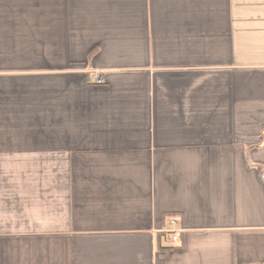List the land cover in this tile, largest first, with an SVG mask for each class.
Returning a JSON list of instances; mask_svg holds the SVG:
<instances>
[{
  "label": "crops",
  "instance_id": "1",
  "mask_svg": "<svg viewBox=\"0 0 264 264\" xmlns=\"http://www.w3.org/2000/svg\"><path fill=\"white\" fill-rule=\"evenodd\" d=\"M0 264H264V0H0Z\"/></svg>",
  "mask_w": 264,
  "mask_h": 264
},
{
  "label": "built area",
  "instance_id": "2",
  "mask_svg": "<svg viewBox=\"0 0 264 264\" xmlns=\"http://www.w3.org/2000/svg\"><path fill=\"white\" fill-rule=\"evenodd\" d=\"M104 79V72L103 71H96V73L93 76V80L96 83L102 82ZM170 225H171V234H172V239L177 240L179 239L182 230L178 227V222L176 219H171L170 220Z\"/></svg>",
  "mask_w": 264,
  "mask_h": 264
}]
</instances>
